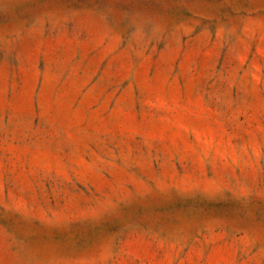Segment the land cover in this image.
I'll list each match as a JSON object with an SVG mask.
<instances>
[{"label":"rangeland","instance_id":"rangeland-1","mask_svg":"<svg viewBox=\"0 0 264 264\" xmlns=\"http://www.w3.org/2000/svg\"><path fill=\"white\" fill-rule=\"evenodd\" d=\"M0 264H264V0H0Z\"/></svg>","mask_w":264,"mask_h":264}]
</instances>
